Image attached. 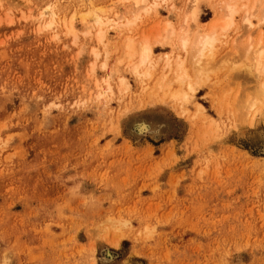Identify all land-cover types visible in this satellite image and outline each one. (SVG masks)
<instances>
[{
	"label": "rangeland",
	"instance_id": "1",
	"mask_svg": "<svg viewBox=\"0 0 264 264\" xmlns=\"http://www.w3.org/2000/svg\"><path fill=\"white\" fill-rule=\"evenodd\" d=\"M193 1L0 0V264H264V0L199 66Z\"/></svg>",
	"mask_w": 264,
	"mask_h": 264
},
{
	"label": "bare ground",
	"instance_id": "2",
	"mask_svg": "<svg viewBox=\"0 0 264 264\" xmlns=\"http://www.w3.org/2000/svg\"><path fill=\"white\" fill-rule=\"evenodd\" d=\"M132 1V7H133V10L131 11V12H129L130 13V15L132 14L134 17H135V20L136 19H138L139 18V16H140V12L141 11H144L145 13H149L150 11H152L153 9H154V7H156L158 4L156 3V0H131ZM252 0H226L225 1V6L223 5V7H224V9L223 10H225L226 11V13H227V16L225 17V19H217V16H218V13H217V8H215L214 9V12H216V18L214 19V17H213V19H212V21H210V23H208V25L209 24H211V25H209L210 27V29H208L207 31L208 32H206V33H204V34H202V35H200L199 37H198V39L196 40V39H193V40H195V41H192V38H191V36H190V38H189V27H187L186 28V30L183 32V37L181 38L180 36H181V33H180V35H179V37L181 38V47H182V49L184 50V51H189V49H190V47H191V45H192V47L194 48V49H192V50H195V49H197V50H195L196 51V53H195V59H196V66L198 65H201V62L203 61L204 62V58L205 57H207V55H206V51L208 50V49H212L215 45H216V43L219 41V37H220V34H224L225 32L227 33V31L233 26V24H234V17L236 16V15H239L240 14V12L241 11H245L246 12V15H245V19L244 20H246V22L247 23H249V25L251 26L252 25V23H251V20H250V17L251 16H253L254 15V13H253V15H252V10H248L247 9V7H248V4L251 2ZM195 2V3H194ZM259 2V0H257V2H256V5H257V3ZM193 3H194V10H193V13H192V15H193V19L194 20H197V17H198V14H197V8H198V3H199V1L197 0V1H193ZM221 8V7H220ZM49 9H50V7H48L47 9H46V11H49ZM255 9V8H254ZM254 9H253V11H254ZM52 10V9H51ZM221 10H222V8L219 10V12H221ZM222 10V11H223ZM224 11V12H225ZM88 13H85V14H83L82 15V20H87V19H92L93 20V22H94V26L96 25V26H98L99 28H97L98 29V38H99V40L100 41H102L103 40V37H104V31L102 30V27H104L105 25H106V23L104 22V19H103V17H101L98 13H95L96 11H94V12H89V11H87ZM45 13L46 12H44V15H45ZM48 13V12H47ZM189 13H190V11H189ZM142 14V13H141ZM221 14V13H220ZM51 15L53 16V17H57L58 16V13L55 11V10H52V12H51ZM191 15H187V18H186V24L189 26V21H190V17ZM51 17V16H50ZM52 17V18H53ZM142 17V16H141ZM220 17V16H219ZM224 18V17H223ZM262 18H264V17H262ZM58 19V18H57ZM131 19V18H130ZM125 20V19H124ZM133 20V19H132ZM185 20V19H184ZM263 20V19H262ZM55 21V20H54ZM128 21V24L130 25V23H132L133 22V24H134V20L132 21V22H130L131 20H127ZM264 22V21H263ZM55 23V22H54ZM89 24V26H90V23L88 22V23H86V25L84 24V26H86L87 27V25ZM171 24V23H170ZM170 24H168L169 25V27H172V29H171V35H175V32H176V29L175 28H173V25H170ZM192 24V23H191ZM166 25H167V23H166ZM95 26V27H96ZM120 26V25H119ZM131 26V25H130ZM184 27H185V23H184V25H183ZM125 27V26H124ZM120 28H122V27H120ZM88 29L90 30V28L88 27ZM92 30H93V28H91ZM181 29H185V28H181ZM69 30H70V32H72V33H75V31H76V26H75V22L74 21H72L71 23H70V26H69ZM221 32V33H218V32ZM164 32H165V30H164ZM177 32H179V31H177ZM89 33H90V31H89ZM147 36H149V35H147ZM163 36V35H162ZM95 38H96V36H95ZM262 38H264V37H261L258 41H260L259 43H258V46H257V48L259 47V49L257 50V52L255 53V55H256V57H254L255 59H256V63L254 64V66L253 67H255V71L256 72H258V73H260V74H262L263 72H264V70H262V68H263V61H264V44L263 43H261V42H264L263 40H262ZM152 39V38H151ZM167 39V38H166ZM168 40V39H167ZM136 41V40H135ZM152 41V40H151ZM160 41V40H159ZM162 41V40H161ZM170 42H175V40L174 41H172V40H170ZM138 43V42H137ZM150 43H152V42H150ZM147 40H145L142 44H141V46L139 47L138 45H136V47H135V45H134V43H132V42H129V44L126 46V55H128V59L130 58V59H136L137 60V64H135L134 63V69L132 68V71H134L135 73H136V75H142V72H141V69L143 68V67H145L146 65H148V64H151V62H152V55H153V45L152 44H150ZM154 43V42H153ZM169 43V42H168ZM140 44V43H139ZM170 44H172V43H170ZM124 45V44H123ZM262 46H263V49H262ZM137 47H139V49L140 50H136V48ZM252 45H250V47H249V50L250 49H252ZM260 47H261V49H260ZM179 48V47H178ZM177 48V49H178ZM179 50H181V49H179ZM254 50H256V49H254ZM123 51H124V49H123ZM180 58V57H179ZM204 59V60H203ZM255 59H254V61H255ZM183 61H186V60H183ZM182 61V62H183ZM206 61V60H205ZM134 62H135V60H134ZM178 62L180 63V61L178 60ZM195 62V61H194ZM169 64H171V63H169ZM181 64V63H180ZM179 64V65H180ZM183 66V65H182ZM179 67V66H178ZM181 67V66H180ZM179 67V68H180ZM184 68V67H183ZM197 68V67H196ZM264 69V68H263ZM180 71H182V70H180ZM177 77H178V74H177ZM186 78V77H185ZM178 79V81L181 79L180 78V76H179V78H177ZM183 82H184V79H183ZM109 84V83H108ZM127 84V83H126ZM193 87V86H192ZM108 90L109 91H112V86L111 85H109L108 86ZM263 94V93H262ZM189 96V95H188ZM264 97V96H263ZM258 101V100H257ZM256 101V102H257ZM261 102V101H260ZM259 103V102H258ZM262 103V102H261ZM256 103H254V108L256 109V107L255 106H257V105H255ZM259 105H260V103H259ZM261 107H264L263 106V103L260 105ZM252 107V108H253ZM260 107V108H261ZM260 108H259V110H260ZM263 109V108H262ZM250 112V111H249ZM209 128H212V127H209ZM212 130V129H211Z\"/></svg>",
	"mask_w": 264,
	"mask_h": 264
}]
</instances>
